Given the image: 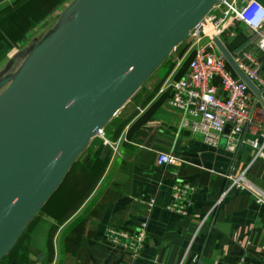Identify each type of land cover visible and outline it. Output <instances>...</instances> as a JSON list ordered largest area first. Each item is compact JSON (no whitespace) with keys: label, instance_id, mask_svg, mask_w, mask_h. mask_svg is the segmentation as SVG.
I'll return each instance as SVG.
<instances>
[{"label":"crops","instance_id":"1","mask_svg":"<svg viewBox=\"0 0 264 264\" xmlns=\"http://www.w3.org/2000/svg\"><path fill=\"white\" fill-rule=\"evenodd\" d=\"M72 1L28 0L18 8L19 0H0V92L27 56L61 24L62 11ZM245 1L233 0V5ZM257 1L264 7V0ZM42 6L44 12L34 11ZM223 11L219 8L214 14L221 16ZM262 36L264 24L255 32L228 16L220 41L228 52L244 50L258 61L264 86V55L258 42ZM188 55L184 51L176 58L163 79L155 75L147 86L141 84L128 98L129 106L126 101L114 114L121 125L117 140L111 142L115 152L109 149L102 176L86 187L75 174L69 176L64 187L71 184L68 189L73 190L60 200L52 198L44 211L29 220L0 264H229L237 260L264 264V202H256L250 190H230L210 212L226 172L237 174L245 168L247 184L264 194V152L253 158L251 147L243 144L232 162L222 142L204 143L200 133L192 131V118L166 104L168 85L183 75ZM260 97L264 103V88ZM259 107L256 102L253 125L258 121V130L264 132ZM158 152L168 153L173 162L156 165ZM112 166L107 186L113 199L102 207L104 198H97L78 226L74 248L63 251L62 230L81 213ZM176 184L191 190L184 216L167 209ZM142 222L145 239L136 256L112 246L104 235L112 226L135 232Z\"/></svg>","mask_w":264,"mask_h":264},{"label":"water","instance_id":"2","mask_svg":"<svg viewBox=\"0 0 264 264\" xmlns=\"http://www.w3.org/2000/svg\"><path fill=\"white\" fill-rule=\"evenodd\" d=\"M217 0H73L0 92V259L94 132ZM218 51L262 105L216 37ZM223 132H228L225 125ZM103 145L100 157L108 150Z\"/></svg>","mask_w":264,"mask_h":264},{"label":"built area","instance_id":"3","mask_svg":"<svg viewBox=\"0 0 264 264\" xmlns=\"http://www.w3.org/2000/svg\"><path fill=\"white\" fill-rule=\"evenodd\" d=\"M219 8H223L224 11L221 16H216L214 11ZM228 16H232L249 30L256 32L264 24V7L257 0H247L239 7L233 5V0H217L196 26L188 31L184 39L187 41L185 52H188L189 57L186 59L183 75L172 79L168 85L169 95L166 104L182 115L192 118L190 125L192 131L200 133L204 143L217 146L222 142L223 148L232 155L234 162L243 144L251 147L253 158L262 155L264 132L258 130V121L256 126L253 125L256 121L254 109L257 99L229 67L212 41L214 37L220 40ZM258 42L259 50L264 55V36ZM229 53L246 79L256 87H261L263 81L259 76L258 61L244 50ZM179 62L180 60L174 68L179 66ZM259 109V114L264 119V106L260 104ZM225 125H228L227 133L223 132ZM93 137L99 138L102 145H107L111 152H115V144L108 142L102 127L94 132ZM171 162L173 157L168 153H157L156 165ZM244 173L245 168L237 174H232L230 171L223 174L225 184L210 212L230 190H250L256 202H264V194L254 191L247 184ZM190 192L186 184L174 185L167 209L182 216L186 215L190 206ZM145 224V222L140 223L135 232L114 226L108 227L104 235L112 246L118 247L126 254L136 256L144 243ZM154 264L161 263L154 262ZM229 264L251 263L237 260Z\"/></svg>","mask_w":264,"mask_h":264},{"label":"trees","instance_id":"4","mask_svg":"<svg viewBox=\"0 0 264 264\" xmlns=\"http://www.w3.org/2000/svg\"><path fill=\"white\" fill-rule=\"evenodd\" d=\"M28 0H19L18 2V8L21 7L22 5H25V3ZM44 7H38L35 12H38L39 14L44 12ZM30 12V11H28ZM187 47V44L185 43V40L180 42L175 49L174 52V58L171 59V57L168 56L161 62L162 64H165L168 66V69L174 64L176 58H180L185 51ZM160 64V65H162ZM159 65V66H160ZM182 70V68L177 71L178 73ZM133 97V96H132ZM131 97V99H132ZM118 118H111L102 128L104 132V136L108 139L114 140L116 137V133L120 129V123L118 122ZM131 130V129H130ZM129 131V130H128ZM126 132V137L128 136ZM116 134V135H115ZM127 139H130V136H128ZM96 147V148H95ZM103 145L101 144V140L98 138H94L93 141L91 142V145L89 148H87V153L85 158L82 160L76 159L75 161H72L70 164V167L65 175L66 181L62 183L63 179H61L58 187L52 192V194L45 200V202L41 205L37 213L40 211H44L47 208L48 203L52 200V198H55L56 195L60 192H71L68 188L71 185H68L67 187H64L65 184H67L68 177L71 176L69 175L73 170L79 169L80 170V175L77 177L78 180L82 181L83 186L86 187L93 182H96L104 173L106 165H107V160H108V155L110 154V150L108 149L105 156L103 158L100 157L101 155V149ZM114 170L113 166L112 168L109 169V171L106 173L105 177L103 178L99 188L97 189L95 195L91 198V200L87 203V205L83 208L81 213L77 215L61 232L60 234V246L63 251L70 252L74 248V245L77 242V230L78 226L82 224V219H84L88 214V210L92 207V205L98 200L97 198H100L101 195L104 198V201H102L101 206H104V203L107 201H111L113 199L112 193L110 191V187L107 186V182L111 177V173ZM109 189V190H108ZM104 192V193H103ZM110 195V196H109ZM62 197V196H61ZM61 199V198H60ZM59 199V200H60ZM96 208V206H94ZM95 208L93 211H95ZM94 213V212H92ZM91 213V214H92ZM21 234V233H20ZM20 238V235L19 237ZM17 238V240H18ZM16 240V241H17ZM76 240V242H75ZM16 243V242H15ZM14 243V244H15ZM8 253V252H7ZM7 253L0 259V263L3 262L7 256Z\"/></svg>","mask_w":264,"mask_h":264},{"label":"rangeland","instance_id":"5","mask_svg":"<svg viewBox=\"0 0 264 264\" xmlns=\"http://www.w3.org/2000/svg\"><path fill=\"white\" fill-rule=\"evenodd\" d=\"M68 1V0H67ZM70 2V1H69ZM68 2V3H69ZM67 5H65V6H63L61 9H65V7H66ZM60 9V10H61ZM60 10H58L57 12L59 13V11ZM61 12V11H60ZM63 12V11H62ZM62 16V15H61ZM61 23H62V19H60L59 20ZM183 41V40H182ZM181 41V42H182ZM187 41H185V43H186ZM175 49H176V47L169 53L170 55V57H171V59H173L174 57V52H175ZM169 56H168V58H169ZM160 64H162V63H160ZM159 64V65H160ZM158 65V67L153 71V74L148 78L147 77V79H145V81L142 83V85H144V83H145V86H147L148 85V83L150 82H152V80L155 78V75L159 78V79H163L164 78V76H165V74L168 72V66L167 65H165V64H162V65H160L159 66ZM141 85V86H142ZM140 86V87H141ZM132 96V95H131ZM130 96V97H131ZM128 102V101H127ZM129 102L128 103H126V107L127 106H129ZM113 118V117H112ZM107 123V122H106ZM105 123V124H106ZM103 129V128H102ZM103 134H104V132H103ZM94 138H97V137H91L88 141H87V143H86V145L84 146V148L81 150V152L76 156V158L73 160V161H75L76 159H78V160H82L83 158H85V156H86V153H87V148H89V146L91 145V142L93 141V139ZM99 139V138H98ZM107 140H108V142L111 144V142L113 141V140H111V139H108L107 138ZM115 140H117V139H115ZM96 148V147H95ZM70 167V166H69ZM69 169V168H68ZM68 169H67V171H68ZM67 171H66V173H67ZM66 173L64 174V176H63V181H62V183H64L65 181H66V178H67V176L65 177V175H66ZM80 170L79 169H76V170H73L69 175H74L75 174V176H79L80 174ZM77 181H79V182H82V181H80V180H78L77 179ZM64 195V192H60V193H58L57 195H56V197H55V199H57V200H59L60 198H61V196H63Z\"/></svg>","mask_w":264,"mask_h":264}]
</instances>
